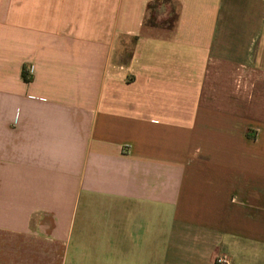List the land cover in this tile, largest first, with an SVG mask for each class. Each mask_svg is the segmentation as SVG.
Instances as JSON below:
<instances>
[{
    "label": "crops",
    "instance_id": "obj_1",
    "mask_svg": "<svg viewBox=\"0 0 264 264\" xmlns=\"http://www.w3.org/2000/svg\"><path fill=\"white\" fill-rule=\"evenodd\" d=\"M160 1L0 0V264H264V0Z\"/></svg>",
    "mask_w": 264,
    "mask_h": 264
},
{
    "label": "rangeland",
    "instance_id": "obj_2",
    "mask_svg": "<svg viewBox=\"0 0 264 264\" xmlns=\"http://www.w3.org/2000/svg\"><path fill=\"white\" fill-rule=\"evenodd\" d=\"M176 6L171 0H161L153 4L148 11L144 31L159 32V30H168L175 18Z\"/></svg>",
    "mask_w": 264,
    "mask_h": 264
},
{
    "label": "built area",
    "instance_id": "obj_3",
    "mask_svg": "<svg viewBox=\"0 0 264 264\" xmlns=\"http://www.w3.org/2000/svg\"><path fill=\"white\" fill-rule=\"evenodd\" d=\"M215 264H229L226 257H219L216 259Z\"/></svg>",
    "mask_w": 264,
    "mask_h": 264
},
{
    "label": "trees",
    "instance_id": "obj_4",
    "mask_svg": "<svg viewBox=\"0 0 264 264\" xmlns=\"http://www.w3.org/2000/svg\"><path fill=\"white\" fill-rule=\"evenodd\" d=\"M24 79L26 80V76L24 75Z\"/></svg>",
    "mask_w": 264,
    "mask_h": 264
}]
</instances>
